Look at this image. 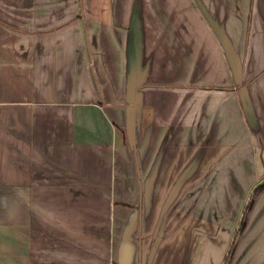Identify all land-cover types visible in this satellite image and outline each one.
I'll return each mask as SVG.
<instances>
[{
    "label": "crops",
    "instance_id": "0c3cea01",
    "mask_svg": "<svg viewBox=\"0 0 264 264\" xmlns=\"http://www.w3.org/2000/svg\"><path fill=\"white\" fill-rule=\"evenodd\" d=\"M262 177L264 0H0V264H222Z\"/></svg>",
    "mask_w": 264,
    "mask_h": 264
},
{
    "label": "rangeland",
    "instance_id": "374dc122",
    "mask_svg": "<svg viewBox=\"0 0 264 264\" xmlns=\"http://www.w3.org/2000/svg\"><path fill=\"white\" fill-rule=\"evenodd\" d=\"M263 179H264V177H262L261 179H259L258 181H257V183L252 187V189L250 190V192L247 194V196L245 197V205H246V202L248 201V200H250L249 199V197H250V194L252 193V190L260 183V182H262L263 181ZM263 190V189H262ZM261 190V191H262ZM260 191V192H261ZM253 199V201L251 202V204H250V208H249V211L251 210V208H252V206H253V204H254V202H255V199L256 198H252ZM235 202V201H234ZM245 205H244V207H245ZM244 207H241V208H238V210H239V214H241V216H242V213H243V210H244ZM228 216H229V220L231 219L230 217L232 216V215H229V213H228ZM240 220L241 219H239V221L237 222V224L235 223L234 224V226H233V232H235V230L237 229V227H238V224H239V222H240ZM236 221V220H235ZM247 219L245 220V221H243V224H242V229L240 230V232H239V234H238V236H237V238H236V243H235V245H234V248H233V250H232V254H231V256H230V258H229V261H228V263L227 264H230L231 263V261H232V258H233V252L234 251H236V249H239V250H241V249H244V248H247V249H249L250 248V251H249V255H248V257L245 259V261L242 263V264H255V262H257L259 259L260 260H262L263 258H264V241L263 240H260L262 237H263V235L260 233V235L257 233V234H254V235H252L253 233H251V235L250 234H248L247 236H246V239H244V240H242L241 242H240V239H241V237H242V233H243V231L247 228ZM263 229H264V224L261 226ZM247 230V229H246ZM245 233H246V231H245ZM234 235V234H233ZM233 235H230L231 237H230V239L232 240V238H233ZM251 238V239H250ZM231 240H230V242L228 243V247H227V252H226V254H225V257H226V255H227V253H228V249H229V245H230V243H231ZM238 250V251H239ZM233 255V256H232ZM225 257L223 258V260H222V264H223V261H224V259H225ZM259 260V261H260Z\"/></svg>",
    "mask_w": 264,
    "mask_h": 264
},
{
    "label": "trees",
    "instance_id": "16d2710c",
    "mask_svg": "<svg viewBox=\"0 0 264 264\" xmlns=\"http://www.w3.org/2000/svg\"><path fill=\"white\" fill-rule=\"evenodd\" d=\"M262 189H264V179H263L262 182H260V183H259V184H258L253 190H252V193L250 194V197H249L250 200H248V201L246 202V205H245V207H244V210H243V213H242V216H241V220H240V222H239V224H238L237 229H236L235 232H234L233 238H232L231 243H230V245H229L228 253H227V255H226V257H225V259H224V261H223V264H227L228 261H229V258H230L231 254H232V250H233L234 245H235V243H236V238H237V236H238L240 230L242 229L241 227H242L243 221H245V220L247 219V214H248V211H249V208H250V204H251V202L253 201L252 198H256Z\"/></svg>",
    "mask_w": 264,
    "mask_h": 264
}]
</instances>
